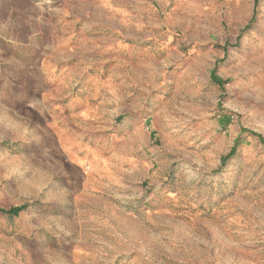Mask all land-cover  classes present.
<instances>
[{
    "label": "rangeland",
    "instance_id": "1",
    "mask_svg": "<svg viewBox=\"0 0 264 264\" xmlns=\"http://www.w3.org/2000/svg\"><path fill=\"white\" fill-rule=\"evenodd\" d=\"M0 264H264V0H0Z\"/></svg>",
    "mask_w": 264,
    "mask_h": 264
},
{
    "label": "trees",
    "instance_id": "2",
    "mask_svg": "<svg viewBox=\"0 0 264 264\" xmlns=\"http://www.w3.org/2000/svg\"><path fill=\"white\" fill-rule=\"evenodd\" d=\"M252 135H254V134H252ZM235 152V147H233L232 149H231V151L228 153V157H230V156H232V154ZM22 210V208H17V209H14V210H11V211H9L8 213L10 214V215H14V214H16L17 212H19V211H21Z\"/></svg>",
    "mask_w": 264,
    "mask_h": 264
}]
</instances>
